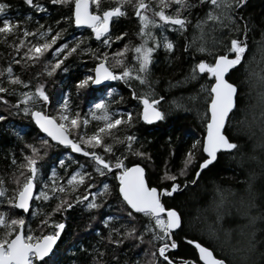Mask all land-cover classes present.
Masks as SVG:
<instances>
[{"label":"trees","instance_id":"trees-1","mask_svg":"<svg viewBox=\"0 0 264 264\" xmlns=\"http://www.w3.org/2000/svg\"><path fill=\"white\" fill-rule=\"evenodd\" d=\"M33 2L41 4L45 11H36L26 5L24 0H0V3L7 5L0 16L18 24L15 35L10 34L6 37L0 35V71L11 66L15 75L30 84L29 88L7 85V73L0 77V80L9 88L14 87L21 92L30 89L34 91L37 84L44 85L48 102L45 104L40 101L32 107L34 110L55 117L56 122L59 121L58 113L67 97L66 114L74 116L79 113L80 117L77 134L69 133L70 138L77 141L80 137L79 133L85 136L91 135L101 123L91 118L99 93L105 94L108 90L111 91L112 94L103 97L102 102L106 103L113 113L133 112L135 115L141 110L142 106L132 98L131 89L121 80H109L98 89H91L90 85L77 89L80 80L86 75H93V71L90 70L94 69L98 61H95L91 54L78 50L68 56L51 76L47 75L46 63L50 69L51 63L55 62L51 52L62 43L72 46L78 38H87L81 44V49L99 48L103 52L104 48L96 41L91 29L79 28L63 19L71 14V6L53 5L50 0H33ZM152 5L156 6V0H152ZM110 6H115L112 0H104L102 7ZM125 9L128 13L126 17L110 21V33L115 37L126 32L127 36L122 41L114 42L108 49L109 52L123 48L128 41L133 45L140 43L135 35L139 30L138 20L133 15L131 7L126 5ZM207 9V5H201L193 8L191 13L185 11L183 15L189 17L190 23L183 34L164 29V35L174 43V50L171 53L167 52L161 43L152 53L149 79L155 81L152 88L156 98L163 97L159 108L164 113V118L155 123H145L137 119L131 127L120 126V130L115 132V135L121 139L125 135H135L137 139L133 143V150L140 149L147 154V158L125 152V145L115 143L108 137L104 138V143H111L115 154L106 153L100 147H97L96 151L106 160L114 161L116 156H122L128 166L140 164L145 168L146 181L150 187L170 188L171 181L160 179L166 166L177 176L176 183L181 185V189L171 197L161 198L165 206L175 207L183 218V226L173 236L178 247L167 253L174 260V264H179L181 259L200 264L194 245L188 244L187 240L209 247L217 258H224L227 264H264V118L262 117L264 111L257 104L259 89L256 88L258 74L264 75V39L261 38L264 32V0H245L240 8L235 9V15L238 18L243 17V20H237L241 28L240 32H229L227 28L211 32V25L205 28V32L208 33L207 46L215 49V55H223L225 47L230 46L231 38H244V21L248 24L246 53L241 64L227 77L230 82L239 86L240 95L236 98L235 111L231 114L224 132L239 147L230 152H219L216 161L201 172L195 184L191 181L195 177L199 162L186 175H179L185 154L195 140L202 139L205 132L206 121L203 120V114L206 111L204 100L206 94L200 93L198 101H193L190 97L200 92L201 84L210 86V83L214 82L206 73H198L202 77L198 80L189 79L184 82L194 63H198L201 59L214 63V56L195 51L199 41L194 47L185 50V39L187 38L189 42L193 39L195 30L192 25L196 23L198 16L205 15ZM91 10H96L95 5H91ZM58 20L59 24L56 23ZM49 27L52 28V32L45 39H51L56 32L64 30L56 44L34 64L29 62L27 66H22L13 63V60H20L26 51V47L23 46L19 52L12 47L13 44H19L20 38L23 37V32L19 29L37 34L23 37L26 42L43 43V39L37 41L38 33ZM152 31L159 39L160 29H152ZM213 38L222 42L214 44ZM228 55L232 54L228 53ZM131 57L132 53L129 51L125 56L129 64L134 63ZM108 66L114 72L122 71V68L114 66L111 56ZM131 83L138 95L142 90H146L136 81ZM0 96L8 102L0 101V116L4 117L0 120V178L9 189L8 196H11L12 190L16 187V177L19 175V169L12 164V160L15 159L17 164L23 162L24 156L31 154L26 145H39L40 138H47L35 127L31 115L22 111L24 105H16L19 98L17 95L0 93ZM172 101H175L179 107L173 105ZM84 119L89 120L88 125L83 124ZM47 140L50 146L46 155L41 153L43 159L38 162L39 174L35 178L34 193L42 190L50 191V187L43 186L45 184L51 186L52 180L49 178L53 175V170L58 184H66V179L74 172H87L91 175V179H86L85 184L79 186L77 191L69 196L70 201L75 200L77 195L85 196L98 191L101 182L110 184L114 189L118 187L115 169L105 176H100L93 170L94 161L91 158L74 155L68 147H61ZM80 146L84 147L83 144ZM60 161L64 163L61 164ZM89 183L93 185L92 188H87ZM217 189L225 193L224 204L219 209L216 207L219 202ZM57 202L52 198L45 201L35 197L30 204V210L22 212L11 208L4 200L0 204V211L8 212L9 218L23 216L26 221L24 231L27 232V225L31 224L35 230L39 221L45 218L44 214L50 213ZM97 202L101 206L92 210H88L85 204L73 203L72 207H65L62 212H57L50 218L55 222H62L64 227L49 259L54 264H95L93 256H98V253L93 251L95 248L104 253L102 257H98L103 264H135L136 261L140 264H149L150 256L144 254L145 248L148 247L146 243H140L135 237L124 240L119 246L109 243L107 240L109 228L104 223L107 217H120L121 219L116 221H109V224L115 227L127 224L129 228L135 225L139 234L143 230V223L147 222L146 218L139 215L136 219L129 218L127 211L121 210L115 192L112 196L99 199ZM31 209L38 210L40 214L33 217ZM217 215L222 218L217 220ZM47 231L48 229H45V233ZM123 231L125 229L121 228V232ZM36 234H40L39 230ZM113 238H116L115 234ZM149 238L146 236L145 240ZM113 256L116 257L115 260Z\"/></svg>","mask_w":264,"mask_h":264},{"label":"snow or ice","instance_id":"snow-or-ice-1","mask_svg":"<svg viewBox=\"0 0 264 264\" xmlns=\"http://www.w3.org/2000/svg\"><path fill=\"white\" fill-rule=\"evenodd\" d=\"M112 2L115 6L103 8L104 0H50L53 5L71 6V14L63 17V19L69 23H74L78 27L87 26V28H90L92 35L96 41L101 43L104 51L101 52L99 48L91 49L90 47L81 49V44L87 38H78L72 46H69L68 43H62L51 52L55 62L51 63L50 69L46 63L45 70L47 75L51 76L56 69L61 67L68 56L78 50L91 54L92 58L98 61L95 68L90 70L94 71L95 75H86L84 79L78 82L77 89L85 88L90 84L98 85L101 81L121 80L131 89L132 98L142 106L141 110L136 112L135 115L133 112L113 113L106 103H97L91 112V118L101 123L91 135L85 136V134L79 133L80 139L77 141L70 138L69 133L71 132L72 135L77 134L80 117L79 113L74 116L66 114L68 109L67 97H65V103L61 105V110L58 113L59 122H56L53 116L34 110L32 105L40 101L45 104L48 102L44 85L37 84L34 91L30 89L21 92L14 87L9 88L7 85H19L23 88H29L30 84V82L24 81L20 76L15 75L11 66L0 71V77L7 73V85L0 80V93L17 95L19 98L16 105H24L22 111L31 115L42 132L51 137L53 141L70 146L72 151L82 152L85 156L90 157L94 161L93 170L100 176H105L115 169V180L118 181V187L114 189L110 184L101 182L98 191L88 193L85 196L77 195L75 200L70 201L69 196L75 193L79 186L84 185L86 179H91V175L87 172H74L66 179V184H58L55 170H53V175L49 178L52 180L51 186L47 184L43 186L44 188L50 187V191L42 190L39 193H34L35 178L39 174L38 162L43 159L42 152L45 155L47 154V148L50 144L47 139L40 138L39 145H26L31 154L25 155L23 162L19 164L15 159L12 160V164L19 169V175L16 177V187L12 190L11 196H8L9 189L5 186L4 180L0 178V204L6 200L11 208L28 212L30 210V198L33 196L36 199L42 198L45 201L52 198L58 202L50 213L44 214L45 218L39 221L35 230L31 224H28L27 232L24 231L26 221L23 216L9 218L8 212L0 211V264H54L49 258L64 224L55 222L50 218L55 213L62 212L65 207H72L73 203L85 204L88 210L97 209L101 206L97 201L112 196L114 192L121 204V210H126L129 218L136 219L139 215L146 218L147 222L143 223V230L137 234L135 225L131 228L127 224H121L120 227L111 226L109 221H116L121 218L107 217L104 223L109 228L107 236L109 243L119 246L124 243V240L135 237L140 243L148 245L144 250V254L150 256L149 264H164V262L174 264V260L167 253L178 247L177 242L173 239L174 230H178L183 226V218L175 207L165 206L161 197H171L173 193L181 189V185L176 183L177 176L172 174L166 166L160 179L171 181L170 188L150 187L146 181L145 168L140 164L128 166L122 156H116L114 161L106 160L98 154L96 149L100 147L104 149V152L114 155L112 144L104 143V138L108 137L115 143L125 145V152L133 156L147 158V154L140 149L133 150V143L137 139L135 135H125L121 139V137L115 135V132L120 130V126L131 127L137 119L145 123H152L164 118V113L159 108L160 100L163 97L156 98L152 88L155 81L149 79L151 74L150 64L153 59L152 53L161 43L164 49L171 53L174 50V43L164 35V29L167 28L183 34L190 23L189 17L183 15V13L185 11L191 13L193 8L201 5H207L208 9L205 15L203 17L198 16L196 23L192 25L195 30L193 39L191 42L187 38L185 39V50L194 47L199 41L195 51L207 56H214V63L206 62L205 59L194 63L184 82L189 79L198 80L202 78L198 73H206L214 79V82H211L210 86L201 84L200 92L190 97L191 100L198 101L200 93L206 94L204 97L206 111L203 114V120L206 121L204 124L206 134L203 135L202 139L196 140L185 154L182 167L179 169V175H186L199 162V167L195 171V178L191 181L195 184L196 178L201 175V171L217 159L218 152L221 150L231 151L239 147L223 131L231 119V114L235 111L236 98L240 95L239 86L230 82L227 79V74H230V70H234L241 64L246 53L248 24L247 21H244V38H231L230 46L225 47V54L223 55H215V49L207 46L206 35L208 33L205 32V28L211 25V32L224 28H227L229 32H240L241 28L237 20H243V17L238 18L235 15V9L240 8L245 0H195V2L193 0H156L155 7L152 5V0H112ZM24 3L38 12L45 11L41 4L34 3L33 0H24ZM90 5H95L96 10L91 11ZM126 5L132 8L133 15L138 20L139 30L135 35L139 38L140 43L133 45L131 41H128L123 48H119L115 52H109L108 49L112 47L114 42L122 41L127 36L126 32H122L115 37L110 33V21L128 15L125 9ZM6 7V4L0 3V13H3ZM0 21H2L0 35L5 37L10 34L15 35L18 24H14L10 19L2 16H0ZM56 23L59 24L60 21L58 20ZM152 29H160L159 39H157ZM19 31L23 32V37L37 35L26 29H19ZM51 32L52 28L49 27L38 33L37 41L43 39V43L26 42L21 37L20 43L13 44L12 47L19 52L23 46L26 47V51L20 60H13V63L27 66L29 62L34 64L39 60L44 53L56 44L64 30L61 29V31L56 32L55 35L51 36V39H45ZM261 38L264 39V32H262ZM149 42H151V46H149ZM213 42L219 44L222 41L213 38ZM129 51L132 53L131 59L134 61L132 64L127 63L125 59ZM228 53L232 55L229 56ZM110 56L114 61V66L122 68V71L114 72L111 70L108 66ZM258 79L264 86V75L258 74ZM132 81L138 82L146 90H142L138 95L135 88H133ZM111 94L110 91L109 95ZM262 97H264V93H262ZM0 101L8 103L3 96H0ZM171 103L179 107L175 101ZM3 119L4 117L0 116V120ZM88 123V119L83 120L84 125H88ZM81 144L84 145L83 148L80 146ZM88 149H91V151ZM198 153L200 156H198ZM204 154H206V158H202ZM60 163L63 164L64 162L60 161ZM92 187V184H87V188ZM217 194L219 202L216 207L219 209L224 204L225 193L217 189ZM89 196H91V199H89ZM31 211L33 217L40 214L36 209H31ZM221 218L220 215H217V220ZM121 228H124L125 231L121 232ZM45 229H48L46 233ZM37 230L40 232L39 235L36 234ZM113 234H115V239ZM146 236L150 238L145 240ZM187 243L194 245L202 264H227L224 258H217L209 247L193 240H187ZM93 251L98 253V256H93L95 264H103V261L98 257H102L104 253L95 248ZM113 259L115 260L116 257L113 256ZM135 264H140V262L136 261ZM179 264H197V262L181 259Z\"/></svg>","mask_w":264,"mask_h":264},{"label":"water","instance_id":"water-1","mask_svg":"<svg viewBox=\"0 0 264 264\" xmlns=\"http://www.w3.org/2000/svg\"><path fill=\"white\" fill-rule=\"evenodd\" d=\"M90 10H91V5H90ZM92 11V10H91ZM78 27V26H77ZM79 28H86V29H90V28H87V26H80ZM94 68H95V66H94ZM232 70H230V72H231ZM95 75V73H94V71H93V76ZM228 75L229 74H227V77H228ZM214 80V79H213ZM107 81H109V80H107ZM107 81H101V83L100 84H98V85H91L90 84V87H91V89H98V88H100L101 86H103ZM33 120V119H32ZM155 122H157V121H154V122H152V123H155ZM33 123H34V125H35V127L38 129V131L44 136V137H46L47 139H49L51 142H53L54 144H57V145H59V146H61V147H68L69 149H70V151H71V153L72 154H74V155H77V156H81V157H85V158H90V157H88V156H85L82 152H74V151H72V149H71V147L70 146H65V145H62V144H59V142L58 141H53L52 139H51V137H48L47 136V134L46 133H44V132H42L40 129H39V127L36 125V123H35V121L33 120ZM223 131H225V129L223 130ZM206 133L204 132V135H205ZM232 151V150H231ZM220 152H230V151H225V150H221ZM219 153V152H218ZM204 157L206 158V154H204ZM216 161V160H215ZM215 161H213L211 164H213ZM210 164V165H211ZM209 166V165H208ZM207 166V167H208ZM205 170V169H204ZM203 171V170H202ZM201 171V172H202ZM195 178V177H194ZM198 178H196V180H197ZM33 191H34V187H33ZM162 198V197H161ZM32 199H33V197H31L30 198V204H31V202H32ZM18 211H22V212H24L23 210H19V209H17ZM179 230V229H178ZM178 230H174V233L176 232V231H178ZM61 232H62V230H61ZM61 235V234H60ZM59 238H60V236L58 237V239H57V242H58V240H59ZM57 242H56V244H57ZM56 244L54 245V247L56 246ZM195 248V247H194ZM196 251V250H195ZM196 254H197V257H198V260H199V256H198V253L196 252ZM199 263L200 264H202V262H200L199 261Z\"/></svg>","mask_w":264,"mask_h":264},{"label":"rangeland","instance_id":"rangeland-1","mask_svg":"<svg viewBox=\"0 0 264 264\" xmlns=\"http://www.w3.org/2000/svg\"><path fill=\"white\" fill-rule=\"evenodd\" d=\"M264 59V58H263ZM264 61V60H263ZM258 84H257V89H259V91H257V94H259V101L257 102V104L263 109V111H264V97H262V93H264V86H262V84H261V82L259 81V79H258ZM261 91V92H260ZM109 92H110V90H108L105 94H101V93H99L98 94V98H97V102L95 103V104H97V103H101L102 102V100H103V97H106V96H108V94H109ZM46 115V114H45ZM262 117L264 118V115H262ZM55 118V117H54ZM59 118V117H58ZM59 122V121H58ZM79 139H80V137H78ZM76 140V139H75ZM79 141V140H78ZM196 141V140H195ZM35 198V196H33V199Z\"/></svg>","mask_w":264,"mask_h":264}]
</instances>
